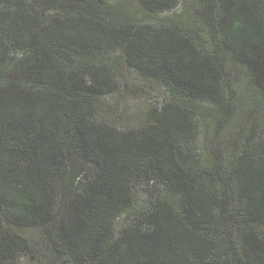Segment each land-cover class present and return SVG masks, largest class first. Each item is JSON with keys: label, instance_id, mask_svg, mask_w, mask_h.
<instances>
[{"label": "trees", "instance_id": "1", "mask_svg": "<svg viewBox=\"0 0 264 264\" xmlns=\"http://www.w3.org/2000/svg\"><path fill=\"white\" fill-rule=\"evenodd\" d=\"M40 255L264 264V0H0V264Z\"/></svg>", "mask_w": 264, "mask_h": 264}, {"label": "rangeland", "instance_id": "2", "mask_svg": "<svg viewBox=\"0 0 264 264\" xmlns=\"http://www.w3.org/2000/svg\"><path fill=\"white\" fill-rule=\"evenodd\" d=\"M122 74H125L127 77L129 74L125 70L122 71ZM131 75V74H130ZM129 80L134 82L132 89L125 90L123 96L121 97L122 100L120 102V106L123 108H127L126 112L130 115L127 118L121 120L122 123L130 124L136 121L139 117H144V114L149 109V103L153 102L157 97H159V91L157 88H151L141 90L139 88L138 83H135V79L131 76L128 77ZM138 117V118H137ZM136 118V119H134ZM144 196V195H141ZM128 219L125 216H120L117 219L118 226L125 225ZM21 232L27 237L29 243L36 249L41 248L40 242L37 237L38 230L35 228L27 227L21 229ZM23 264H53L50 260L45 258L44 255L35 256V257H25L21 260Z\"/></svg>", "mask_w": 264, "mask_h": 264}]
</instances>
